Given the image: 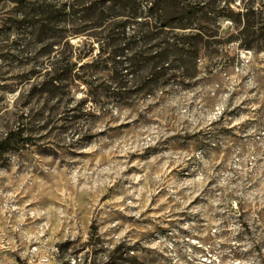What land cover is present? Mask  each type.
Listing matches in <instances>:
<instances>
[{"label": "rangeland", "instance_id": "1", "mask_svg": "<svg viewBox=\"0 0 264 264\" xmlns=\"http://www.w3.org/2000/svg\"><path fill=\"white\" fill-rule=\"evenodd\" d=\"M45 1L0 0V264H264V50L231 40L244 24L222 18L228 52L139 114L52 83L99 43L46 32Z\"/></svg>", "mask_w": 264, "mask_h": 264}, {"label": "trees", "instance_id": "2", "mask_svg": "<svg viewBox=\"0 0 264 264\" xmlns=\"http://www.w3.org/2000/svg\"><path fill=\"white\" fill-rule=\"evenodd\" d=\"M221 4L222 0H46L35 7L46 32L57 26L63 32L90 30L99 43L98 51L94 45L77 47L72 51L75 61L70 59L73 55L64 57L52 83L83 82L108 103H125L139 113L147 97L160 102L174 85L201 83L202 52H228L222 18L244 24L231 39L241 48L264 50V0L259 5L249 0L238 12ZM207 73L212 80L214 71ZM156 103L148 108L154 110ZM111 260L109 264H121Z\"/></svg>", "mask_w": 264, "mask_h": 264}]
</instances>
